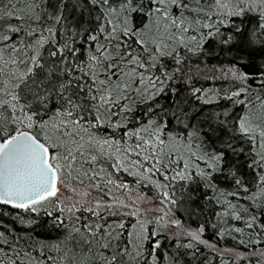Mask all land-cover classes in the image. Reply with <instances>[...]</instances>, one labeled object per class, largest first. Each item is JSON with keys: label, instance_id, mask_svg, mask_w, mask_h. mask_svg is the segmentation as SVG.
<instances>
[{"label": "snow or ice", "instance_id": "6c2138e0", "mask_svg": "<svg viewBox=\"0 0 264 264\" xmlns=\"http://www.w3.org/2000/svg\"><path fill=\"white\" fill-rule=\"evenodd\" d=\"M0 264H264V0H0Z\"/></svg>", "mask_w": 264, "mask_h": 264}]
</instances>
